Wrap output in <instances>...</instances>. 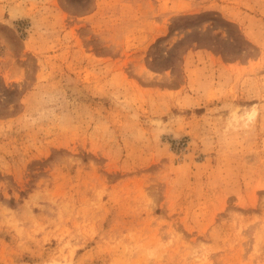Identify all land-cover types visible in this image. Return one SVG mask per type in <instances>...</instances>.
<instances>
[{"label": "rangeland", "instance_id": "rangeland-1", "mask_svg": "<svg viewBox=\"0 0 264 264\" xmlns=\"http://www.w3.org/2000/svg\"><path fill=\"white\" fill-rule=\"evenodd\" d=\"M0 264H264V0H0Z\"/></svg>", "mask_w": 264, "mask_h": 264}]
</instances>
